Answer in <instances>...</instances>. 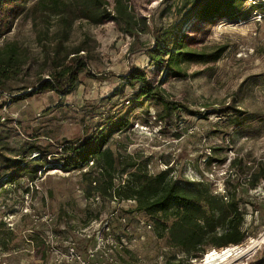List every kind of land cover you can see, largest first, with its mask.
I'll return each mask as SVG.
<instances>
[{
  "label": "rangeland",
  "instance_id": "obj_1",
  "mask_svg": "<svg viewBox=\"0 0 264 264\" xmlns=\"http://www.w3.org/2000/svg\"><path fill=\"white\" fill-rule=\"evenodd\" d=\"M50 1L32 0L0 33V153L75 145L122 116L129 124L92 157L94 174L131 154L150 173L171 168L222 194L237 187L249 234L238 246H254L222 264H264V178L255 176L264 163V0H194L186 8L184 0H122L137 35L124 21L77 18L70 30L53 23L44 38ZM60 32L87 62L65 94L39 86L50 78L47 52ZM170 53L180 74L167 66ZM143 71L175 103L168 114L143 88ZM40 157L31 151L28 160ZM50 167L13 184L5 182L9 172L0 175V264H178L187 257L168 235L158 236L157 220L136 210L135 200L101 197L83 175L87 167ZM210 250L223 248L210 247L191 264H205Z\"/></svg>",
  "mask_w": 264,
  "mask_h": 264
},
{
  "label": "trees",
  "instance_id": "obj_2",
  "mask_svg": "<svg viewBox=\"0 0 264 264\" xmlns=\"http://www.w3.org/2000/svg\"><path fill=\"white\" fill-rule=\"evenodd\" d=\"M32 0H0V33L11 30L14 21L27 13ZM194 0H184L186 8ZM115 9L108 7L107 0H51L53 19L43 26L46 37L49 28L54 23H60L70 30L75 19H87L93 23L105 19L124 21L129 33L137 35L133 29V17L127 11L122 0H115ZM229 5L237 0H226ZM49 3V4H50ZM48 4V5H49ZM46 9V8H45ZM60 32L55 39L50 56V78L40 83L42 88H51L61 93H68L74 86L78 72L87 62L80 49H67ZM73 54V55H72ZM179 59L176 53H170L167 66L172 73L180 74ZM139 78L142 86L151 98H156L163 104L168 114L175 104L169 101L158 87H152L143 71ZM20 95H16V98ZM242 112V109H237ZM249 118V117H247ZM251 118V117H250ZM129 124L128 119L116 116L109 121L107 127L90 134L86 140L75 145H64L61 149H51L32 144L23 157H10L0 153L7 174L6 183L13 184L25 174L37 175L45 165L49 169L53 163L61 168L81 169L90 186L103 198L117 200H135V209L142 211L157 220L158 236L168 235L172 245L187 254L178 264H191L192 259L204 256L208 248H224L243 244L249 237L244 228L245 211L241 207V198L237 187L227 188L225 193L214 192L202 179H179L172 174V169H164L158 173H150L147 164H140L131 154L111 158L104 167L94 174V166L90 165L92 157L101 152L113 134L123 130ZM39 151L40 159L28 160L31 151ZM52 157V158H51ZM51 158V159H49ZM125 175V176H124ZM258 178H264V163L259 167ZM119 178L116 183L115 179ZM93 182L95 185H92ZM2 186V185H1ZM1 188L4 187H0ZM172 218L170 225L166 223Z\"/></svg>",
  "mask_w": 264,
  "mask_h": 264
},
{
  "label": "bare ground",
  "instance_id": "obj_3",
  "mask_svg": "<svg viewBox=\"0 0 264 264\" xmlns=\"http://www.w3.org/2000/svg\"><path fill=\"white\" fill-rule=\"evenodd\" d=\"M236 246V248L224 247L222 251L210 250L204 258L203 262L205 264H222L230 260L231 257L238 258L244 256L248 251L250 252V250L254 246V243L251 242L245 246Z\"/></svg>",
  "mask_w": 264,
  "mask_h": 264
}]
</instances>
